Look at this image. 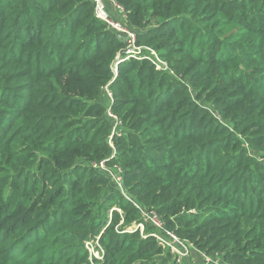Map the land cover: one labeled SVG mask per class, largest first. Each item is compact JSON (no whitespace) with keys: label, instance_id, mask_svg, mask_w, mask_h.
<instances>
[{"label":"trees","instance_id":"obj_1","mask_svg":"<svg viewBox=\"0 0 264 264\" xmlns=\"http://www.w3.org/2000/svg\"><path fill=\"white\" fill-rule=\"evenodd\" d=\"M112 1L135 44L167 64L118 63L109 106L120 131L103 98L127 44L94 3L0 0V264H89L81 235L118 191L94 168L104 160L167 223L205 215L181 235L221 252L223 264H264V0ZM124 204V222L140 220ZM197 231L204 241L193 240ZM59 236L76 240L48 253ZM117 237L109 234L103 264H125L135 242ZM150 241L155 249L137 255L157 264Z\"/></svg>","mask_w":264,"mask_h":264},{"label":"rangeland","instance_id":"obj_2","mask_svg":"<svg viewBox=\"0 0 264 264\" xmlns=\"http://www.w3.org/2000/svg\"><path fill=\"white\" fill-rule=\"evenodd\" d=\"M94 3V0H91V3ZM105 2V9L106 14L108 18L115 22L121 24L122 14H120V10L122 8H117L116 3L112 0H104ZM104 9V10H105ZM84 12H87V8L83 10ZM95 14V8L93 10ZM156 19L152 22L155 23ZM123 26V25H122ZM111 27V26H109ZM125 27V26H124ZM117 31V30H116ZM120 33V32H119ZM132 33L135 34V40L132 39L131 35L124 33V35H120L118 33H115V37H117L120 41H123L125 44H127V48L124 52L123 57L121 58V55L119 53L116 54L117 59L115 62H113V72L115 76H113L112 79H109L107 81V84L105 85V96L103 98L104 105L106 107V114L107 118L111 123V131H120L121 128V121L119 119V116L113 111V109L109 106L111 101L113 100V91L109 88V85L112 83L113 79L117 76V69H118V63L123 60H147L149 63L155 66L157 69L165 70L167 69L166 61H164L162 58L159 57V55L156 53V51L151 48L144 45H136L134 41L137 39V35L135 32L132 31ZM139 47V48H138ZM141 49V51L139 50ZM145 51V52H144ZM144 53H150L147 56L143 55ZM111 97V98H110ZM123 126V125H122ZM111 136V135H110ZM109 145L112 146L113 152L111 159L115 155L114 146L112 143V140L109 141ZM258 160H264L261 155L256 154ZM104 164H96L94 165V168L96 169L97 173L99 175H102L105 178H108V184L115 185L117 188V192L111 196V198L108 200L106 199L105 202H102L100 210L102 211V215L99 222L96 223V230L87 232L85 235H81L83 240L81 244V249L87 253L86 260L89 264H103L105 263V253L110 249L111 243L108 239L110 233H116L119 237L117 239H121L123 244H128L131 241H134V244H131L129 248L126 250L125 254V264H148V260L151 258V255L148 254L146 256L137 255V253H141L143 250H145L146 245L147 252L155 249L154 245L152 244V241H156L157 244L155 246L158 247V251L155 255L152 257L155 258V262L157 264H223V260L221 258L222 254L218 251H209L205 248H199L197 244L187 238H184L181 234H185L187 232V229L189 227L197 226L203 221V217L205 215H202L203 217H196L189 221H173L171 223H167L166 219L162 218L160 216L161 214L156 213L153 209H143L141 204L133 200V196L135 193L133 191L128 190V188L125 186L123 182L122 177V171L121 167L118 163L113 162L112 164H107L105 160L103 161ZM83 178L87 175V171L83 170ZM264 175V172L263 174ZM0 185H8L7 183L3 184L0 183ZM8 188V187H6ZM83 195H88L87 193H84ZM119 196L122 198V201H119ZM125 201L127 203H130L131 205L135 206L139 210L140 214V220L135 219L131 220L130 222H124V212L127 210L125 206ZM134 201V202H133ZM206 205L213 204V207H216V202L212 203L211 200L207 201L205 203ZM69 207V206H67ZM66 208V207H65ZM190 212L195 213V209L191 208L189 209ZM143 213H153L154 218L158 221V223H161L162 227L155 226L150 220H144V214ZM72 215H76L75 212H71ZM207 215V214H206ZM85 220V219H84ZM89 218L86 219L88 221ZM218 220V219H217ZM217 220H213L217 221ZM212 221V220H210ZM209 221V222H210ZM238 221L237 219L231 220L228 222V225L224 227H219V232L216 233V235H228L230 232V229L233 228V225H235V222ZM240 223L242 220H239ZM208 222V223H209ZM213 222H210V224H213ZM149 223L152 226V230L145 232L146 224ZM217 223V224H216ZM215 224L219 225L222 223V221L218 220ZM49 224V222H48ZM209 224V225H210ZM180 225H185L188 228H180ZM178 229L180 232H178ZM182 229V230H181ZM173 233L177 238L179 242H175L176 245H173L171 250L170 247L167 246L166 243H163L162 241L167 238V235L165 231ZM177 230V232H176ZM147 231V230H146ZM198 231L194 234H192L191 237H193V240L197 239L200 241H204L205 237L199 235ZM224 237V236H223ZM222 237V238H223ZM152 238V239H151ZM195 238V239H194ZM57 244H55L54 249L50 250L48 253H52L54 251L58 252L62 246L66 243H72L76 240L75 237H60L58 238ZM101 239H103L101 241ZM155 239V240H153ZM202 239V240H201ZM224 239V238H223ZM107 240V242H106ZM168 242V241H167ZM159 245V246H158ZM135 254V255H134ZM133 256V258H128L127 256ZM63 259H65V254L62 255ZM68 259V257H67ZM84 260H77V263L84 264ZM68 262V261H67ZM63 263V262H62ZM64 263V264H71Z\"/></svg>","mask_w":264,"mask_h":264},{"label":"built area","instance_id":"obj_3","mask_svg":"<svg viewBox=\"0 0 264 264\" xmlns=\"http://www.w3.org/2000/svg\"><path fill=\"white\" fill-rule=\"evenodd\" d=\"M117 8H119L118 5H116ZM94 8H95V16L101 20L103 23H105V25L107 26H111L110 29L114 30L116 33L120 34V35H124V33H127L129 35H131L132 39L135 38V34L132 33V31H129L126 27L122 26V24L120 23H115L113 21H111L107 14H106V9H105V2L104 0H94ZM105 9V10H104ZM117 30V31H116ZM120 32V33H119ZM134 37V38H133ZM135 40V39H134ZM135 43V41H134ZM128 46V45H127ZM139 48V47H138ZM141 51V49H139ZM111 98V97H110ZM98 164H104L103 161H101ZM144 220H150L155 226L157 227H162L161 223H158V221L154 218L153 213H143ZM167 238L165 239V241L163 240V243H166L168 247H170V250L172 248L173 245H176L175 242H179L178 238L171 232H168L166 230H164ZM168 241V242H167ZM173 244V245H172Z\"/></svg>","mask_w":264,"mask_h":264}]
</instances>
